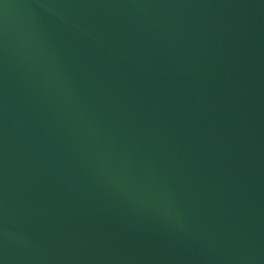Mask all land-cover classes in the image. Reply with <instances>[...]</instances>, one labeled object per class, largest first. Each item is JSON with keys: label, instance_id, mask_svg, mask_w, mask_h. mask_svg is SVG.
I'll return each instance as SVG.
<instances>
[{"label": "water", "instance_id": "water-1", "mask_svg": "<svg viewBox=\"0 0 264 264\" xmlns=\"http://www.w3.org/2000/svg\"><path fill=\"white\" fill-rule=\"evenodd\" d=\"M0 264H264V0H0Z\"/></svg>", "mask_w": 264, "mask_h": 264}]
</instances>
